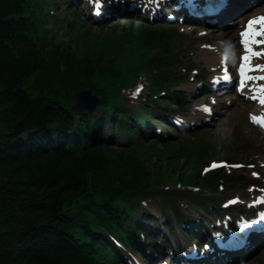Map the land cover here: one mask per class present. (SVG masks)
<instances>
[{
    "label": "trees",
    "instance_id": "trees-1",
    "mask_svg": "<svg viewBox=\"0 0 264 264\" xmlns=\"http://www.w3.org/2000/svg\"><path fill=\"white\" fill-rule=\"evenodd\" d=\"M34 3L37 13L31 0H0V264H100L93 249L103 248L90 226L93 215L101 208L109 212L113 199L141 194L164 178L136 150L100 146L81 150L71 147L78 140L56 134V142L66 144L59 147L52 142L55 133L45 128L50 112L63 109L67 121L73 122L71 128L75 119L58 98L42 93L32 97L19 86L32 75L55 74L50 94L63 97L59 90L76 89L81 83V89L105 99L113 83L131 82L135 68L127 77L124 73L137 52L127 47L131 39L126 38L99 54L90 51L80 57L82 49L61 51V45L40 28L43 13L40 1ZM123 68L127 71L122 72ZM87 123L85 115L78 118L75 137L79 139L88 129ZM46 133L51 137H43ZM38 148L45 153H35ZM61 205L65 217H72L68 224ZM62 222L66 223L60 227L63 235L55 229ZM79 231L89 236V245L75 237ZM42 234H47L45 244H34L32 238Z\"/></svg>",
    "mask_w": 264,
    "mask_h": 264
},
{
    "label": "bare ground",
    "instance_id": "bare-ground-1",
    "mask_svg": "<svg viewBox=\"0 0 264 264\" xmlns=\"http://www.w3.org/2000/svg\"><path fill=\"white\" fill-rule=\"evenodd\" d=\"M234 1H237V0H234ZM259 2H258V4H260V3H262L263 1H260V0H258ZM36 2V1H35ZM235 3V2H234ZM245 4H247V1H245ZM248 10L249 9H245V8H243V7H239L238 5H236V6H233V10L231 9H229L228 11H227V13L225 14V16H227V15H231L232 16V18L233 19H235L233 22H230L229 24H233V25H235V23H236V21H237V19L239 18H242L245 14H246V12H248ZM24 17H26V18H28V16L26 15V14H24L23 15ZM225 35H221L220 37H224ZM88 48L89 49H91V50H93L92 49V47H90V45H88ZM202 53H203V50L201 51ZM203 55V54H202ZM84 57H86V56H84ZM206 59H208V60H211V61H213L214 60V58L213 57H207ZM33 76V75H32ZM31 76V77H32ZM31 77H29V78H26V80L25 79H23V81H22V83L20 84V86H19V88L21 89L20 91H22V93L23 94H25V93H28V94H30V95H32V96H35V95H37V91H34V90H31L30 89V87L29 88H27L26 86L24 87V84L26 83V84H29V85H31L35 80H33V79H31ZM36 78H38V80L40 81H42V83L43 84H53V82H55V80H56V75L54 74V75H52V74H46V75H41V76H38V77H36ZM24 80H25V82H24ZM36 82H38V81H36ZM40 90H42V89H40ZM46 93H48L47 91H45ZM30 95H28V96H30ZM27 97V96H26ZM65 110V109H64ZM55 112V114H52V113H54ZM56 112H59V110H57L56 108L55 109H52V111L50 112V114H51V118H50V121H48V123L46 124V126H45V128H47V130H49L50 132H52V133H55V134H53L52 135V142H56V139H55V137H57V135L56 134H58V135H61V136H63V138L66 140V137L67 136H69L70 134H71V127L69 126V124H72L73 122L71 121V120H69V121H67V119H66V114L63 112V109H61V111H60V113H56ZM238 131H240L241 133H242V135H243V138L245 139V140H247L248 141V143L249 144H254V143H256V141L258 140V138L256 137H254V136H251V135H249V134H245L244 133V131H243V129L241 128V127H239L238 128ZM43 137H51V135L49 134V133H46ZM63 141V140H62ZM64 142V141H63ZM57 145H59L60 144V146H62V147H65L66 146V144H63V143H60V141L59 140H57ZM82 143H86V142H82ZM81 146V145H83V144H81V143H76V144H74V145H71V147H74V146ZM140 207H141V205H140ZM65 207L63 206V205H61V208H60V212H61V210H63ZM65 212H61V215L64 217V219H65V222L68 224V220H70L72 217L71 216H66L65 217V214H64ZM68 219V220H67ZM63 220V218L61 217V219H59L58 221V223H60L61 221ZM65 222H62L60 225H59V227H55V226H53V227H55V229L58 231V233L59 234H61V235H63V230L60 228L61 227V225H66V223ZM47 236V234H42V236H36V237H33L32 239L34 240V244H40V245H44L45 244V237ZM47 238V237H46ZM78 238H79V240L81 241V242H84L87 238H89V236L88 235H86V233L84 232V231H79V235H78ZM38 239V241H36ZM69 239V238H68ZM68 239H66V240H68ZM40 241V242H39ZM103 241L104 242H106L107 241V239H103ZM111 243H112V241L111 240H109ZM36 242V243H35ZM111 246L113 247V243L111 244ZM71 247L74 249V250H76L77 251V249H76V246L75 245H73V244H71ZM90 247V246H89ZM99 247H100V245H97V246H95V249H93V250H95V251H99ZM112 252V253H111ZM108 254H109V259H113V260H116L117 259V255H116V253H115V250H113V248H112V250L110 251H108ZM166 260V259H165Z\"/></svg>",
    "mask_w": 264,
    "mask_h": 264
},
{
    "label": "rangeland",
    "instance_id": "rangeland-1",
    "mask_svg": "<svg viewBox=\"0 0 264 264\" xmlns=\"http://www.w3.org/2000/svg\"><path fill=\"white\" fill-rule=\"evenodd\" d=\"M55 10V14L56 15H60V13L58 12V10L56 8H53ZM62 18V17H61ZM63 23V22H62ZM117 24V25H115ZM134 25L137 29L141 27V24L137 21L134 20H124V19H120L112 24H108L105 28H101V27H95L93 30H91L90 33V37L92 38L94 36V34H97V36L100 37H111L112 34L111 32L114 29H118V31L120 30H125L127 28H131V25ZM64 26H66V24H62ZM77 27L74 29L73 31V36H76L77 34L85 32L87 30V28L89 27L88 25H85L80 21L77 23L76 25ZM123 31H121L120 33H122ZM98 33H100V35H98ZM31 79L35 80L31 85L29 84H24V87L26 86L27 88L30 87L31 90H33L34 87L37 88V92H39L40 89H42V94H47L45 91L46 90V85L42 83V81L38 80V78H36L35 76H32ZM38 81V82H36ZM235 114H239L238 112H236ZM243 119L240 118L238 119V123H243ZM232 130V125L230 124V122H226L221 126H218V128H214V129H209V130H204L201 129L199 130L196 134L193 135V133H189V134H185V139L189 140L192 142L193 140V136H202V138L207 139V141L211 140L214 144H217V142H219L220 144H222V137L226 134H228L230 131ZM181 141V140H180ZM15 146H17V144L14 143ZM164 145V144H163ZM163 146L161 145L160 148H162ZM166 150V149H165ZM35 153H39L41 151H43L45 153V150L38 148V151L34 150ZM167 151V150H166ZM169 153V150L166 152ZM25 153H23L24 155ZM172 167H177L178 166V170H182L184 171V168L182 167V162H180L179 164H177V162L175 164L171 163ZM155 198L159 199L161 202L163 201L164 196L163 195H159V194H155L154 195ZM172 198H170L169 200H171ZM257 260V259H256ZM258 264H264V260L262 259V257H258Z\"/></svg>",
    "mask_w": 264,
    "mask_h": 264
},
{
    "label": "snow or ice",
    "instance_id": "snow-or-ice-1",
    "mask_svg": "<svg viewBox=\"0 0 264 264\" xmlns=\"http://www.w3.org/2000/svg\"><path fill=\"white\" fill-rule=\"evenodd\" d=\"M240 36H241L240 42L244 46V55L241 57L242 62L239 66L240 87L241 89H243L246 80H251V79L264 80V75L258 77H252L248 75V72L253 69V66L251 64V58L253 56L262 55L261 52L253 51L251 45L264 44V40L257 39L258 36H264V16L254 17L248 20L246 28L245 30L241 31ZM255 68L257 70L264 71V64H257L255 65ZM256 91L258 93V97H254V98H258L261 104H264V85L259 86V88ZM204 110L208 111L207 108H205ZM251 119L254 123H257L262 127H264V116L257 117L253 115L251 116ZM216 166L217 165L215 163L212 164V167H216ZM253 175H256V173H253ZM260 216L261 219L264 220V213H261Z\"/></svg>",
    "mask_w": 264,
    "mask_h": 264
},
{
    "label": "water",
    "instance_id": "water-1",
    "mask_svg": "<svg viewBox=\"0 0 264 264\" xmlns=\"http://www.w3.org/2000/svg\"><path fill=\"white\" fill-rule=\"evenodd\" d=\"M89 93H82V94H80L79 95V100H80V102H78V104H77V106H76V109L77 110H79V111H81V110H92L93 109V107L95 106V103H93V104H87V103H85V99L86 98H88L89 97Z\"/></svg>",
    "mask_w": 264,
    "mask_h": 264
}]
</instances>
